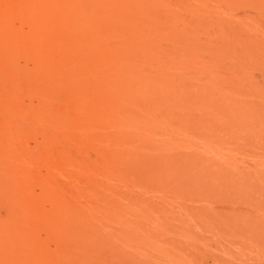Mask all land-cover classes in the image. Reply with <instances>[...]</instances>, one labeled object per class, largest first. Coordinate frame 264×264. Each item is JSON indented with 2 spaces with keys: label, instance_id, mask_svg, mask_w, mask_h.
Segmentation results:
<instances>
[{
  "label": "rangeland",
  "instance_id": "374dc122",
  "mask_svg": "<svg viewBox=\"0 0 264 264\" xmlns=\"http://www.w3.org/2000/svg\"><path fill=\"white\" fill-rule=\"evenodd\" d=\"M132 3L121 33L137 44L104 47L128 60L113 75L156 66V99L81 81L101 49L88 34L105 27L88 24L90 2L76 26L15 18L6 53L24 77L0 70V264H264V0ZM154 9L147 38L138 13Z\"/></svg>",
  "mask_w": 264,
  "mask_h": 264
},
{
  "label": "bare ground",
  "instance_id": "6f19581e",
  "mask_svg": "<svg viewBox=\"0 0 264 264\" xmlns=\"http://www.w3.org/2000/svg\"><path fill=\"white\" fill-rule=\"evenodd\" d=\"M25 1V3H24ZM24 1H18V0H0V71L1 74H6L7 78L8 79L9 77L8 76H16V77H24V75L19 72V70H16V67L13 66V62H12V59L8 56V54L6 53L7 52V49H9L11 47V44L13 41H18L17 39H21L22 36H23V32H22V29L17 27L14 23V20L15 18H17L18 20H21L22 18H26L25 21H28V16H32L33 17V21L31 20V22H34L37 26V23L35 21L36 20H41V19H47L49 18L48 21H50L51 18H57L58 21H59V24L61 23V25H67V24H72L74 25L75 23H77V19H76V12H78L80 10V1H85V2H90V7L88 8L89 10L88 11H85V15L89 17V20L90 22L88 24H90L91 22L93 21H103V23H105V27L102 29V32L100 33V35H94L92 36L91 32H90V35L88 34V37L90 38L89 39V44H90V47L91 49L93 48H98L100 47V51L98 53H93V50H92V53L86 58L83 54V56L85 57L84 59V62H85V65L84 66H87L86 68V71L83 72V75L81 77V81L84 82L88 79H99V80H102L103 82H105L108 86H110V88L112 87L113 82H118V83H121L122 86H124L125 84L129 85V86H133V88H140V93H144V92H147V95L148 96H151L153 98L156 99V66H155V71H153V73H145L143 75H135V73L133 75H130L129 77H127L128 75L126 76H120V73L118 72H114V75L111 73L113 68H111L112 64L114 63H123V62H127L128 60L127 59H123V58H119L118 61L116 60L117 57L115 55V53H119L118 51L120 50H114L115 53H112V55L114 57H112L111 55V51L113 52L112 49H114L116 46V43L115 41H124L126 44L130 43L133 45V43H135V39H133L134 42H131L132 40L128 39L130 36L132 35H128L125 34L128 38L124 37L125 35L124 34V31L121 33V31L124 29V20H122L121 17H125L126 15H121L120 11L123 9L125 11L128 10V7L130 6L129 2L132 3V6L130 7V10H134V12L136 11V8L138 9V11H141L140 10V7L143 5L144 2H146L147 0H24ZM174 2V1H173ZM152 3H150V6H151ZM167 4V3H166ZM134 5V7H133ZM145 5H149V3H146L144 4V7L146 8L147 6ZM155 7L157 4H154ZM153 5V6H154ZM152 6V7H153ZM171 6V5H170ZM133 7V8H132ZM143 7V6H142ZM141 7V8H142ZM143 7V8H144ZM144 8V9H145ZM148 8V7H147ZM150 9V8H149ZM84 10H87V9H84ZM83 10V12H84ZM131 10V11H132ZM146 10V9H145ZM151 10V9H150ZM143 11V10H142ZM148 10H146L147 12ZM128 13V12H127ZM135 14L137 15V11L135 12ZM139 15L141 14V18H143V16L145 17V28L147 29L148 31V35H147V38L148 36H150L151 34L152 35H156V9L146 13V14H143V13H138ZM133 15V14H132ZM130 16V15H129ZM172 16V15H171ZM131 17V16H130ZM133 17V16H132ZM131 17V18H132ZM135 17V16H134ZM164 17V16H163ZM31 18V17H30ZM35 18V19H34ZM136 18V17H135ZM140 18V17H139ZM137 17V19H139ZM141 18L139 20H141ZM32 19V18H31ZM124 19V18H123ZM136 19V20H137ZM42 20V21H43ZM52 20V19H51ZM135 20V19H134ZM135 20V22H136ZM24 21V22H25ZM53 21V20H52ZM44 22V21H43ZM54 22V21H53ZM125 22H127V20L125 19ZM129 22V21H128ZM138 22V21H137ZM136 22V23H137ZM160 22V21H159ZM22 23V21H21ZM29 23V21L27 22ZM129 23H132V22H129ZM128 23V25H129ZM58 24V26H60ZM139 24V23H138ZM143 23H141L142 25ZM165 24V23H164ZM30 26V24H28ZM127 27V24H125ZM134 25V24H133ZM136 25V24H135ZM143 25V26H144ZM159 25L162 26V24L160 23ZM76 26V24H75ZM78 26V25H77ZM104 26V25H103ZM137 27H139L138 25H136ZM136 26L135 29H136ZM22 27V26H21ZM57 27V26H56ZM129 27V26H128ZM131 27V26H130ZM174 27V26H173ZM30 28H32L30 26ZM89 28V26H88ZM133 29V26L131 27ZM129 28V29H131ZM159 28V27H158ZM24 29V28H23ZM90 29V28H89ZM141 28L139 27V30ZM57 30V28H56ZM126 30V29H125ZM128 30V28H127ZM169 30V29H168ZM167 30V31H168ZM195 30V29H194ZM25 31V30H24ZM142 31V30H141ZM146 31V32H147ZM166 31V30H165ZM193 31V30H192ZM61 32V31H60ZM130 32V30H129ZM144 32V31H143ZM143 32L141 34H143ZM175 32V31H174ZM178 32V31H176ZM26 33V31L24 32ZM72 33V32H71ZM151 33V34H150ZM159 33H162V34H158V35H161V36H164L163 32H159ZM194 33V32H193ZM28 36L30 34L26 33ZM129 34V33H128ZM132 34V33H131ZM145 34V33H144ZM166 35V34H165ZM69 36V35H68ZM160 36V37H161ZM138 37L140 38V36L138 35ZM146 37V36H145ZM136 38V37H135ZM142 38V36H141ZM145 38V39H147ZM151 38V37H150ZM166 38V37H165ZM185 38V37H184ZM82 39H84L82 37ZM111 40V42L115 43L114 47L111 49H107L106 47H104V42L106 41H109ZM144 39V40H145ZM159 39V37H158ZM160 39H163V38H160ZM143 40V39H142ZM155 40V39H153ZM164 40V39H163ZM162 40V41H163ZM138 41V40H137ZM150 41V40H149ZM156 41V40H155ZM169 41V40H168ZM105 42V43H106ZM123 42V43H124ZM140 42V40L138 41ZM142 42V41H141ZM151 42H152V39H151ZM159 42V41H158ZM164 42V41H163ZM188 42V41H187ZM110 43V42H108ZM120 43V41L118 42ZM148 43V42H147ZM154 43V42H153ZM167 43V42H166ZM171 43V42H170ZM174 43V42H172ZM15 44L17 45V47H19L18 49H20L21 46L20 43L17 44V42H15ZM65 44V43H64ZM107 44V43H106ZM121 44V43H120ZM127 44V46H128ZM137 44V42L135 43ZM152 44V43H151ZM155 44V43H154ZM177 44V43H176ZM118 45V44H117ZM144 45V44H142ZM153 45V44H152ZM123 46V45H122ZM126 46V45H125ZM139 46V45H138ZM82 47V46H81ZM121 47V45H120ZM130 47V46H129ZM132 47V46H131ZM187 47V46H186ZM185 47V48H186ZM50 48V47H49ZM48 48V49H49ZM134 48V47H132ZM131 48V49H132ZM144 48V47H143ZM160 49V47H158ZM127 49V48H126ZM140 49V47H139ZM147 49V47H146ZM86 50V49H85ZM95 50V49H94ZM102 50V51H101ZM122 50V49H121ZM136 50V49H135ZM144 50V49H142ZM50 51V50H49ZM91 51V50H90ZM146 51V50H144ZM143 51V52H144ZM148 51H151V50H147V54L149 53ZM158 51V50H157ZM161 51V50H160ZM166 51V50H164ZM21 52V51H20ZM126 52V51H125ZM141 52V51H140ZM138 52V53H140ZM143 52H141L143 54ZM170 52H173L172 50ZM188 52V51H187ZM45 53V52H43ZM128 55L129 53L126 52ZM152 53V52H151ZM126 54V55H127ZM132 54V53H131ZM180 54V53H179ZM44 55V54H43ZM85 55H87L86 51H85ZM122 55L124 56L125 54H121V57ZM145 55V52L144 54ZM182 55V54H180ZM11 56V55H10ZM82 56V57H83ZM119 56V55H118ZM131 56V55H130ZM142 56V55H141ZM150 56V55H149ZM148 56V57H149ZM26 57V55H25ZM58 57H60L58 55ZM145 57V56H144ZM161 57V56H160ZM181 57V56H180ZM27 58V57H26ZM41 58V57H40ZM129 58V57H127ZM148 59V58H147ZM29 60V59H28ZM27 60V61H28ZM42 60V59H40ZM26 61V60H25ZM43 61H45L43 59ZM42 61V62H43ZM130 63H132L133 61H129ZM46 62H43V66ZM150 63V62H149ZM152 63V62H151ZM113 64V66H114ZM139 64V63H138ZM41 65V66H42ZM110 65V67H109ZM121 65V64H120ZM108 67V68H107ZM115 67V66H114ZM109 69V70H108ZM115 69V68H114ZM128 69V68H127ZM154 69V68H153ZM165 69V68H164ZM29 70V69H28ZM62 71V69H60V72ZM163 71V70H162ZM80 72V71H79ZM78 72L77 76L80 74ZM91 72V74L88 76V74ZM164 72V71H163ZM65 73V72H64ZM73 73V74H72ZM71 75H74L75 73L72 72ZM175 73V72H174ZM68 75V73H65ZM82 74V73H81ZM140 74V73H139ZM60 75H62L60 73ZM76 75V74H75ZM74 75V76H75ZM53 76V75H52ZM77 76H75L77 78ZM86 76V77H85ZM15 77V78H16ZM71 77V76H69ZM73 77V76H72ZM75 77L72 79L74 80ZM4 78V77H3ZM11 78V77H10ZM9 78V79H10ZM13 78L15 81L16 79ZM41 78V77H40ZM39 78V79H40ZM43 78V77H42ZM56 78V77H54ZM80 78V77H79ZM164 78V77H163ZM166 78V77H165ZM174 79V77H171ZM64 79V77H63ZM62 79V80H63ZM67 79V78H66ZM167 80H170L168 78H166ZM172 79V80H173ZM11 80V79H10ZM18 80V79H17ZM20 80V79H19ZM23 80V79H22ZM25 80V79H24ZM38 80V79H37ZM46 80V79H45ZM59 80L60 77H59ZM69 80V78H68ZM71 80V81H72ZM175 80V79H174ZM177 80V79H176ZM14 81V82H15ZM21 81V80H20ZM35 81V80H34ZM39 81V80H38ZM48 81V80H47ZM11 82H13L11 80ZM27 82V81H26ZM43 82V81H42ZM77 83V81H75ZM10 83V82H9ZM17 83V82H16ZM37 83V82H35ZM161 83V82H159ZM19 84V83H18ZM23 84V83H22ZM20 84V85H22ZM25 84V83H24ZM124 84V85H123ZM30 85V84H29ZM118 85V84H117ZM126 85V86H127ZM161 85V84H160ZM116 86V84H115ZM119 86V85H118ZM163 88V86H161ZM11 88V87H10ZM20 88V87H19ZM18 88V89H19ZM129 88V87H128ZM117 89V88H116ZM130 90V89H128ZM137 90V89H136ZM119 91V90H118ZM27 92V91H26ZM130 92V91H129ZM129 92H125L124 94H128ZM179 92V91H178ZM122 93V92H120ZM25 94V93H24ZM135 93H133L132 91L128 94V96L130 98H132V96L134 97ZM2 95V94H1ZM20 95V94H18ZM27 95V94H26ZM38 95V94H37ZM35 95V96H37ZM146 95V94H145ZM144 95V96H145ZM55 96V95H54ZM2 98V96H0ZM42 97V96H41ZM11 99V97H10ZM84 99V98H83ZM83 99H82V102H83ZM86 99V98H85ZM17 100V99H16ZM21 101V100H20ZM86 101V100H85ZM133 101V100H132ZM11 102V101H10ZM171 102V101H170ZM29 103V102H28ZM83 104H81L82 106ZM86 106V105H85ZM148 106V105H147ZM50 107V106H49ZM2 108V107H1ZM5 108V107H4ZM80 108V107H79ZM163 108V107H162ZM44 110V109H43ZM87 111V110H86ZM151 112V111H150ZM153 112V111H152ZM7 113V112H6ZM81 113V112H80ZM86 113V112H85ZM140 113V112H139ZM10 114V113H9ZM39 114V113H38ZM145 114V113H143ZM152 114V113H151ZM155 114H153L152 116H154ZM45 116V115H44ZM156 117V115H155ZM158 117V116H157ZM112 118V117H111ZM161 119V118H160ZM16 120V119H15ZM118 121V120H117ZM41 122V121H40ZM50 122V121H49ZM112 122V121H111ZM120 122H123V121H120ZM56 126V125H55ZM251 126V125H250ZM84 127V126H83ZM131 127V126H130ZM56 128V127H55ZM75 128V127H74ZM95 128V127H94ZM120 129V128H119ZM168 129V128H167ZM166 129V130H167ZM54 130V129H53ZM66 130V129H65ZM83 130V129H82ZM85 130V129H84ZM91 130V129H90ZM124 130V128H123ZM63 131V130H61ZM141 131V130H140ZM73 132V131H72ZM124 133V132H123ZM156 134V133H155ZM168 137V136H167ZM157 138V137H156ZM169 139V138H168ZM137 141V140H136ZM139 143V142H138ZM150 150V149H149ZM126 153V152H125ZM106 157V156H105ZM111 160H112V157H111ZM74 210V209H73ZM75 211V210H74ZM78 213V212H77ZM81 215L77 214V222H80L81 221ZM33 234V233H32ZM34 237V236H33ZM34 239V238H33ZM36 239V238H35ZM26 240V239H25ZM32 240V239H31Z\"/></svg>",
  "mask_w": 264,
  "mask_h": 264
}]
</instances>
